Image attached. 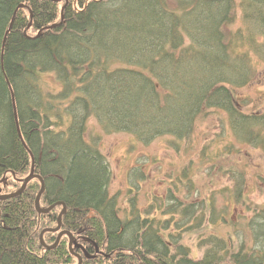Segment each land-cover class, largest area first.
Returning <instances> with one entry per match:
<instances>
[{
    "label": "trees",
    "instance_id": "trees-1",
    "mask_svg": "<svg viewBox=\"0 0 264 264\" xmlns=\"http://www.w3.org/2000/svg\"><path fill=\"white\" fill-rule=\"evenodd\" d=\"M237 6L245 28L230 37L225 28ZM239 43L264 63V0H0V190L17 192L34 160L46 186L41 206L55 205L38 214L40 179L0 201V264H78L66 235L53 250L40 240L58 225L61 203L62 228L88 250L75 248L82 264H264V213L248 223L259 251L207 233L228 223L216 201L190 202L171 187L143 211L131 202L123 220L108 192L109 163L85 141L91 117L106 133L145 145L186 140L212 108L227 113L240 142L264 150V115L241 112L229 90L253 73ZM47 73L60 83L57 92L42 89ZM237 176L232 198L246 205ZM189 232L202 233L198 258L182 243ZM58 234L45 233L47 245Z\"/></svg>",
    "mask_w": 264,
    "mask_h": 264
},
{
    "label": "rangeland",
    "instance_id": "rangeland-1",
    "mask_svg": "<svg viewBox=\"0 0 264 264\" xmlns=\"http://www.w3.org/2000/svg\"><path fill=\"white\" fill-rule=\"evenodd\" d=\"M233 15L225 28L230 37L245 28L239 6ZM235 47L238 54L247 53L251 57L253 73L249 84L241 88L230 86L229 90L241 112L264 115V63L242 44ZM43 78L45 93L60 89L53 74L47 73ZM86 130L85 141L96 144L109 163L112 177L108 192L117 197L123 220L132 211L131 202H136L135 206L143 211L154 198L165 197L171 187L180 192V198L190 202L216 201L217 216H226L228 223L218 222L214 228L208 227L207 233L218 235L236 248L244 243L247 248L262 249L260 242L255 243L248 223L264 213V150L240 142L223 110L204 109L186 140L167 136L145 145L125 132L106 133L94 117L88 121ZM237 173L244 178L246 205L232 198ZM188 181L192 183L190 190L185 187ZM176 232L172 227L171 233ZM201 234H184L182 243L191 247L193 258L201 256L202 251L195 244Z\"/></svg>",
    "mask_w": 264,
    "mask_h": 264
},
{
    "label": "water",
    "instance_id": "water-1",
    "mask_svg": "<svg viewBox=\"0 0 264 264\" xmlns=\"http://www.w3.org/2000/svg\"><path fill=\"white\" fill-rule=\"evenodd\" d=\"M11 27H12V25H11ZM8 35V34H7ZM20 133V132H19ZM20 136H22V134L20 133ZM32 169H31V172H30V174L28 175V178H26V179H24L23 181H22V186H21V188L18 190V192H16V193H12V194H7V195H0V201H8L9 199H15V198H17L18 196H20L21 194H23L25 191H26V189H27V186H28V183L30 182V181H32L33 179H40V182H41V186H42V188H41V190H40V192H39V194L37 195V199H36V201H35V208H36V210H37V212H38V214L39 215H41V214H49L50 212H51V210H53L54 208H55V205H52L50 208H42L41 207V204H40V202H41V196H42V194L44 193V191H45V189H46V186H45V183H44V179L40 176V175H36L35 174V165H34V160H33V162H32ZM1 191V190H0ZM61 206H63L64 208H63V210H62V212H61V214L59 215V219H58V226L56 227V228H52V229H46V230H44L43 232H42V234H41V236H40V240H41V243L43 244V246L47 249V250H53V249H55L58 245H59V243H60V241H61V238L63 237V235H66V236H68V238L70 239V243H69V250H71L72 252L74 251L73 250V247H79L80 249H82V251L84 252V254L85 255H88V251H87V249H85L83 246H81V245H79L76 241H75V239H74V237H73V235L70 233V232H68V231H65V230H63L59 235H58V237H57V241L53 244V246H48L47 244H46V242H45V240H43V235L46 233V232H55V233H57V232H59V231H61L62 229H61V226H62V220H63V218H62V216L64 215V213L66 212V210H67V207H65V205H64V203H61ZM0 215H1V210H0ZM93 245H94V247H95V249H96V252L97 253H101V251H100V248H99V246L97 245V243L95 244V243H93ZM77 256V258H78V260H79V264H82V262H83V260H82V258H81V256L80 255H76Z\"/></svg>",
    "mask_w": 264,
    "mask_h": 264
},
{
    "label": "flooded vegetation",
    "instance_id": "flooded-vegetation-1",
    "mask_svg": "<svg viewBox=\"0 0 264 264\" xmlns=\"http://www.w3.org/2000/svg\"><path fill=\"white\" fill-rule=\"evenodd\" d=\"M63 230H64V229H63ZM63 230H62V231H63ZM102 252H103V251H102Z\"/></svg>",
    "mask_w": 264,
    "mask_h": 264
}]
</instances>
